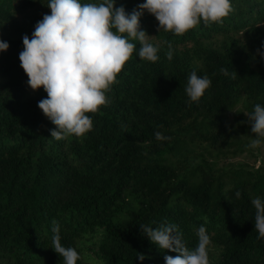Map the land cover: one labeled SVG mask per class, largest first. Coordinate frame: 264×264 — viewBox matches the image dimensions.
Segmentation results:
<instances>
[{
  "label": "trees",
  "instance_id": "1",
  "mask_svg": "<svg viewBox=\"0 0 264 264\" xmlns=\"http://www.w3.org/2000/svg\"><path fill=\"white\" fill-rule=\"evenodd\" d=\"M48 2L0 0V40L9 44L0 52V264H63L52 249L53 221L62 245L80 255L76 264H86L80 245L91 237L99 239L100 264H165L176 253L160 250L139 227L162 223L175 224L190 250L204 226L209 264H264L251 204L264 199V165L218 167L249 151L255 136L247 115L264 106V0H230L222 23L201 21L179 36L158 31L144 11L140 27L159 45V60H142L134 41L106 93L110 103L87 114L92 130L60 141L37 106L46 92L28 86L19 61L23 36L31 39L50 15ZM145 2L114 6L131 13ZM165 42L173 45L171 61ZM193 71L212 81L198 103L185 92ZM157 131L170 139L157 141Z\"/></svg>",
  "mask_w": 264,
  "mask_h": 264
},
{
  "label": "clouds",
  "instance_id": "2",
  "mask_svg": "<svg viewBox=\"0 0 264 264\" xmlns=\"http://www.w3.org/2000/svg\"><path fill=\"white\" fill-rule=\"evenodd\" d=\"M114 4L115 0H103L100 4L49 0L50 15H44L37 22L31 39L27 35L22 38L20 66L28 78V86L33 91L43 88L47 94L37 106L56 126V130L50 132L56 141L69 135L82 137L92 130L93 121L87 114H95L101 106L110 103L106 93L136 49L134 41L140 45L138 55L142 60L152 63L159 60V45H154L151 42L154 37L140 27L144 11L155 17L158 31L163 29L178 36L201 21L205 25L222 23L233 11L230 0H146L131 13ZM165 43L168 47L166 58L171 61L173 45ZM8 48L9 44L0 40V52ZM220 71L229 75L227 68ZM236 76L232 71L231 78ZM211 83L207 75L191 72L185 88L190 103H198ZM247 116L255 136L248 147L256 149L264 143V106L256 104ZM154 135L157 141L170 139L159 131ZM235 195L239 199L241 193L237 191ZM251 204L255 209L257 239H262L264 199L256 197ZM52 223L53 251L62 258L63 264H76L80 255L75 248L62 245L59 225L55 221ZM139 227L160 250L176 253L164 256L165 264H209L208 250L212 242L204 226L196 232L198 244L194 250L187 247L175 224L162 223L156 228L142 224ZM137 259L143 261L145 256L138 253Z\"/></svg>",
  "mask_w": 264,
  "mask_h": 264
},
{
  "label": "rangeland",
  "instance_id": "3",
  "mask_svg": "<svg viewBox=\"0 0 264 264\" xmlns=\"http://www.w3.org/2000/svg\"><path fill=\"white\" fill-rule=\"evenodd\" d=\"M250 142L245 143L249 151L245 150L241 155L236 158L222 159L218 163L220 168H229L230 166L236 167L238 164L246 165L251 169H257L260 165H264V143L259 148L252 149L248 145ZM99 239L96 237L86 238L82 241L83 257L86 264H100L95 253L97 252Z\"/></svg>",
  "mask_w": 264,
  "mask_h": 264
}]
</instances>
